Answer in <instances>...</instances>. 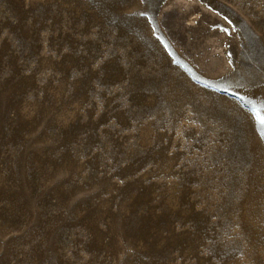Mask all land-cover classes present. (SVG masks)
<instances>
[{
    "label": "rangeland",
    "instance_id": "rangeland-1",
    "mask_svg": "<svg viewBox=\"0 0 264 264\" xmlns=\"http://www.w3.org/2000/svg\"><path fill=\"white\" fill-rule=\"evenodd\" d=\"M264 0H0V264H264Z\"/></svg>",
    "mask_w": 264,
    "mask_h": 264
},
{
    "label": "snow or ice",
    "instance_id": "snow-or-ice-1",
    "mask_svg": "<svg viewBox=\"0 0 264 264\" xmlns=\"http://www.w3.org/2000/svg\"><path fill=\"white\" fill-rule=\"evenodd\" d=\"M261 126H264V120L261 121Z\"/></svg>",
    "mask_w": 264,
    "mask_h": 264
}]
</instances>
